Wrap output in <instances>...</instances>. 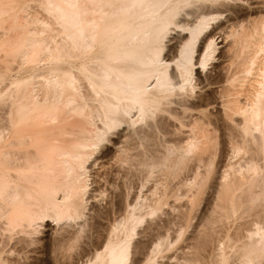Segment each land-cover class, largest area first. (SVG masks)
Here are the masks:
<instances>
[{
    "label": "bare ground",
    "instance_id": "1",
    "mask_svg": "<svg viewBox=\"0 0 264 264\" xmlns=\"http://www.w3.org/2000/svg\"><path fill=\"white\" fill-rule=\"evenodd\" d=\"M250 1L0 0V264H264Z\"/></svg>",
    "mask_w": 264,
    "mask_h": 264
},
{
    "label": "rangeland",
    "instance_id": "2",
    "mask_svg": "<svg viewBox=\"0 0 264 264\" xmlns=\"http://www.w3.org/2000/svg\"><path fill=\"white\" fill-rule=\"evenodd\" d=\"M264 0H252V1H250V3H252L253 5H252V8L254 9V11L255 10H257V9H260L262 6H263V2ZM260 3H262V4H260ZM245 6H247L246 4H244ZM261 5V6H260ZM177 36V35H176ZM175 41V40H174ZM222 41V38H220L219 39V42H221ZM228 42V41H227ZM226 42V40H224L221 44H220V48L221 49H223L224 50V47H225V43H227ZM171 43H174L173 41L171 42ZM226 50V49H225ZM224 50V51H225ZM221 62V61H220ZM220 62H217V64L218 63H220ZM216 72H214L213 71V75L215 74ZM204 75V74H203ZM204 77V76H203ZM113 163V162H112ZM111 166H113V164L111 165V164H107L103 169L102 168H99L98 166H96L95 167V170L93 171L94 173H96V172H98L99 173V175L100 176H103L102 178L101 177H98V179L97 180H99V182H100V184H105V178L106 177H108V176H110L109 178H112L113 176V174H114V177L115 176H117L116 178H118V180L117 179H115L114 177H113V179H115V180H117L118 181V184L122 181V174L120 175V176H118L117 174H116V172L115 173H112L113 171H114V169L113 168H115V170L116 169H118V165L116 166V165H114V167H111ZM107 173V174H106ZM102 174V175H101ZM110 174H112V175H110ZM107 175V176H106ZM100 178V179H99ZM95 186V185H94ZM136 187H135V189H133L132 190V195H134L135 193H136V191L135 190H138V189H136L137 187H138V185H135ZM134 191H135V193H134ZM138 192V191H137ZM99 206V205H98ZM104 206H106V202H104L103 204H102V206H101V209H103L104 208ZM44 232H45V234H44V236L42 237V238H48L49 236H51V234H53V230H52V228L49 226V227H47L45 230H44ZM139 239H140V237H138ZM85 246V245H84ZM86 248H87V246H85ZM89 248H90V246H89ZM161 263L163 262V263H166L167 262V260H161L160 261Z\"/></svg>",
    "mask_w": 264,
    "mask_h": 264
}]
</instances>
